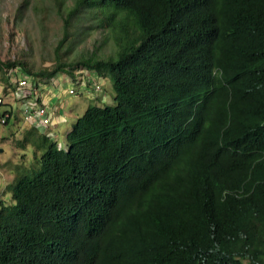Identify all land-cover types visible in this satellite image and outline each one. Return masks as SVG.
I'll return each mask as SVG.
<instances>
[{
	"label": "trees",
	"instance_id": "trees-1",
	"mask_svg": "<svg viewBox=\"0 0 264 264\" xmlns=\"http://www.w3.org/2000/svg\"><path fill=\"white\" fill-rule=\"evenodd\" d=\"M80 10L108 53L0 60L17 100L21 79L113 90L62 140L15 125L32 161L0 194V264H264V0H74L63 39Z\"/></svg>",
	"mask_w": 264,
	"mask_h": 264
},
{
	"label": "rangeland",
	"instance_id": "rangeland-1",
	"mask_svg": "<svg viewBox=\"0 0 264 264\" xmlns=\"http://www.w3.org/2000/svg\"><path fill=\"white\" fill-rule=\"evenodd\" d=\"M60 1H62L60 7L63 15L59 14L55 0H0V60H20L31 69L39 70L54 64L56 51L61 53V57L67 61L77 58L84 52L93 51L99 55L108 53L112 46L111 39L104 40L103 32L95 27L96 21L83 15L84 10H80L71 18L67 27L68 35L63 39L64 14L66 8L73 5L74 0ZM62 39L63 42L58 47V42ZM75 73V77L78 76L79 79H81L80 75L88 74L83 70H77ZM17 75L22 76L18 72ZM59 77H57L58 80L55 76L36 80L37 84L43 86L40 90L41 97L59 92L61 107L56 109L52 102L47 105L53 117L49 130H54L52 134H56L57 138L62 137V134L71 128L77 116L81 115L89 104L86 99H83L85 98L83 94L81 98V92L68 93L70 87L75 90L80 89V83L69 78L64 79L62 75ZM99 81L101 88H95L97 92L94 93L95 99H92L93 95L90 92H86L87 96L91 97L92 102L96 104H100L101 101L113 104L111 82L103 77H100ZM89 87L92 88L91 85ZM31 94V98L26 95L27 97L24 96L22 99H15L12 86L7 84L3 71L0 72V97L3 103V105L0 104V114L7 108V103H10L14 110H18L14 122L10 120L8 124L0 123V194L6 198V187L14 178L16 166L24 157L22 154L27 153L23 160L26 164L32 161L31 146L30 151L21 150L17 140L15 141L21 138L20 131L24 128V126L20 128L15 126L20 119L23 121L22 104L27 98V101L33 104L32 99L37 95ZM59 113L65 115L66 121L62 122L58 129H53L52 123ZM49 130H46L47 135L50 133Z\"/></svg>",
	"mask_w": 264,
	"mask_h": 264
},
{
	"label": "built area",
	"instance_id": "built-area-1",
	"mask_svg": "<svg viewBox=\"0 0 264 264\" xmlns=\"http://www.w3.org/2000/svg\"><path fill=\"white\" fill-rule=\"evenodd\" d=\"M38 87L41 86L37 84ZM100 84H96L94 88H99L100 89ZM38 87H33L31 83H28L25 79H21L17 82L16 90H15V95L17 97H21L22 94L25 96L27 95V91H33L35 92ZM23 91V92H22ZM30 92V93H33ZM72 89H68V93H72ZM26 93V94H25ZM31 101V100H30ZM34 101L33 104H30L27 99L24 101L25 103L22 104V113L25 121H28L32 124L35 125H42V126H48L51 123L52 119V112L50 111V108L46 106L45 104L38 103V97L37 95L34 96ZM2 103V100L0 98V104ZM7 114L4 115L6 117ZM4 117L1 118V122L4 121Z\"/></svg>",
	"mask_w": 264,
	"mask_h": 264
},
{
	"label": "crops",
	"instance_id": "crops-1",
	"mask_svg": "<svg viewBox=\"0 0 264 264\" xmlns=\"http://www.w3.org/2000/svg\"><path fill=\"white\" fill-rule=\"evenodd\" d=\"M59 78L61 79V77H59ZM57 80H58V78H57ZM103 84H104V83H103ZM42 87H43V86H39L38 89H37L35 92H33V93H36V94H37L38 101L41 102L42 104H45L46 106L49 105V104H51V102H52V103L54 104V106L56 107V109H59V108L61 107V102H60V95H59V92L57 91L56 94L51 93L50 95H46V96L41 97L42 92H41L40 90H41ZM85 90H86L85 87H80V90H79V91L81 92V98H83L82 96L84 95L85 98H83V99H86V100L88 101V103H91L92 100L89 99V96H87V93H86ZM44 94H45V93H44ZM82 94H83V95H82ZM52 118H53V117H52ZM65 121H66V119H65V115H62V113H59V114L57 115V117L54 118V121H53V123H52V127H54L53 129H58L59 126L61 125V123H62V122H65ZM53 131H54V130H51L50 133L52 134ZM55 131H56V130H55ZM67 131H68V129L66 130V132H67ZM66 132H65V133H66ZM65 133L62 134V137H60L61 140H62L63 137L65 136ZM52 135H55L54 137H55L56 139H59V138L56 137V134H52Z\"/></svg>",
	"mask_w": 264,
	"mask_h": 264
}]
</instances>
